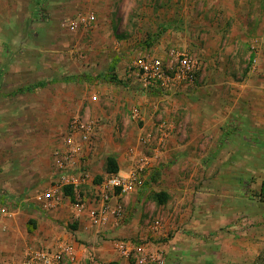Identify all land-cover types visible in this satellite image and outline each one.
Returning a JSON list of instances; mask_svg holds the SVG:
<instances>
[{
  "label": "rangeland",
  "instance_id": "obj_1",
  "mask_svg": "<svg viewBox=\"0 0 264 264\" xmlns=\"http://www.w3.org/2000/svg\"><path fill=\"white\" fill-rule=\"evenodd\" d=\"M78 15L94 16L95 22L71 31L69 21ZM172 49L199 60L197 83L167 93L142 91L132 74L134 61L165 56ZM258 69L259 74L251 73ZM111 77L121 83L109 81ZM39 82L47 85L17 92ZM256 82L260 85L254 86ZM260 106L264 0H3L0 204L27 200V205H13V238L8 232L14 219L0 226L2 262L13 264L19 249L25 258L29 250L68 241L78 244L77 264H107L111 259L126 264H253L264 248V145L229 134L250 131L252 112H260ZM141 108L152 118L150 127ZM176 110L179 126L172 124ZM76 119L97 124L87 158L90 175L78 192L86 202L94 197L93 186L108 174L105 160L116 147L128 154L141 132L161 137L164 126L167 134L158 151L154 142L143 150L153 158L145 186L132 194L135 199L121 202L124 217L116 235L99 245L76 235L84 220L71 209L78 193L73 192V200L66 196V215L58 219L54 209L47 212L32 201L49 188L56 149ZM219 128L222 139L211 142L215 150L204 152L201 142L197 152L188 150L196 140L186 139L185 133L214 134ZM174 138L183 147L168 153L166 144ZM250 146H255L254 153L244 150ZM129 157L130 168L145 162L142 156ZM160 192L169 194L166 204L156 202L154 195ZM35 217L49 224L47 230H38ZM30 220L36 221L33 232L28 230ZM119 242L131 245L129 256L116 249ZM104 245L115 247L109 261L94 250ZM176 248L179 258L170 252Z\"/></svg>",
  "mask_w": 264,
  "mask_h": 264
},
{
  "label": "built area",
  "instance_id": "obj_2",
  "mask_svg": "<svg viewBox=\"0 0 264 264\" xmlns=\"http://www.w3.org/2000/svg\"><path fill=\"white\" fill-rule=\"evenodd\" d=\"M94 22V16L78 15L69 21L68 27L71 31H77ZM200 69L201 63L195 56L175 49L165 56H140L131 68L142 91L162 93L173 92L181 85H194L198 81ZM161 129L163 130L164 126H161ZM162 130L161 137L157 136L160 133H157L156 137L149 131L142 134V147L150 149L155 144L159 149L167 137ZM96 132L95 122H85L81 119L73 122L64 142L56 149L53 180L47 190L36 193L32 198L33 203L50 212L66 199L65 187L71 188L74 193L79 192L90 175L87 158ZM146 169L147 163H144L133 166L127 172L106 174L99 184L93 186L94 197L89 202L81 199L80 192L78 193V198L71 204L73 214L88 220L92 227L97 228L98 236L104 240L106 233L115 230L123 220L124 206L121 199L144 188ZM112 199L116 200L115 205H112ZM11 215V206L0 204V226ZM116 249L127 257L133 248L128 243L119 242ZM22 264H77V247L71 242H62L46 248L32 249L27 252Z\"/></svg>",
  "mask_w": 264,
  "mask_h": 264
},
{
  "label": "crops",
  "instance_id": "obj_3",
  "mask_svg": "<svg viewBox=\"0 0 264 264\" xmlns=\"http://www.w3.org/2000/svg\"><path fill=\"white\" fill-rule=\"evenodd\" d=\"M3 0H0V5H1V2H2ZM15 5V4H14ZM251 73H255V74H259V69L256 71H252ZM252 76L254 77V74H252ZM256 85H254V86H258V85H260V82H256L255 83ZM262 87H263V83H262ZM254 90H257V88L255 89L254 88ZM94 100H97V97H94ZM193 105L194 106H198V104L197 103H193ZM192 108H194V107H192ZM256 110H258V107H256L255 108ZM259 109H260V112H256V113H253L252 112V118H250V122H249V126H250V128H249V130L250 131H247V132H245V133H234V134H229L230 135V138L231 139H235L236 137H245V139H247V138H249L250 140H251V142L253 141V140H260V141H262V143H261V145L263 146L264 145V113H263V111H264V106H260L259 107ZM147 110V108H141V112L143 113V117L144 118H142L143 120H146V122H147V127H150V124L152 123L151 122V120H152V118L149 116V114L147 113V112H145ZM263 110V111H262ZM136 111H138V110H136ZM262 111V112H261ZM176 115H175V121H173L172 120V124H174V125H178L179 126V123L181 122V121H179L180 119H179V116H178V112H177V110H176ZM134 114H137V116L139 117V113L138 112H134ZM259 115V116H258ZM136 116V117H137ZM189 122V120H188V118H187V120H186V122L185 123H188ZM224 123H227V119L225 118V122ZM191 126H194V124L193 125H191ZM209 127V129H210V125L208 126ZM253 128H257V129H259V130H253ZM219 131H215L214 132V134H212V133H208V132H205V131H198V132H194L193 134L192 133H185L184 134V137L187 139L188 138V140H189V138H193V139H195L196 141H194V143L190 146H188V150H191V151H196L197 152V150H198V148H197V144H199L200 142H201V145H199L200 147H204L203 149V151L205 152H208V151H213V150H215L216 149V147H217V145L216 144H211V142H215L216 140L218 141V140H220V139H222V132H220L221 131V129L219 128L218 129ZM141 131H143V129H141ZM145 133V131H143V132H141V134H140V137L138 138V140H137V142H135V146L134 147H132V149L131 150H128V154L126 153V152H122L118 147H116L115 149H114V154H112V155H108V156H113L116 160H117V163H118V165H119V168H120V170H126V168L128 167V166H131V162H130V160L132 159V158H130L129 156H133V158H136V155H138V156H142L144 159H145V162L144 163H147V165H148V163H149V161L150 160H153V158H151V157H149V156H147V154H145L144 152H143V150L145 149L144 147H142V144H141V142H140V139L144 136H142V134H144ZM226 135L227 136H229L228 135V132H226ZM225 139H227V137H225ZM166 140V139H165ZM183 141H185V140H183ZM167 142V141H166ZM166 144V143H165ZM164 144V145H165ZM182 144V142H180V140L179 139H177V138H174V141H173V139L172 140H170V141H168V144H166L167 145V152L168 153H173V151H179V150H181L182 149V147H183V145H181ZM239 146V145H238ZM157 147V146H156ZM212 147V148H211ZM160 148V147H159ZM242 149V147L241 146H239V149H238V151H240ZM250 149V151H248ZM257 149V148H256ZM139 150H141V152H139ZM159 149H157V151H158ZM244 150H247L248 152H250V153H254V151H255V146L253 147V146H250L249 148H245ZM247 152V153H248ZM139 153V154H138ZM130 154V155H129ZM158 155V154H157ZM148 157V158H147ZM263 157H264V155H263ZM106 161V160H105ZM130 167H128V169H129ZM105 173V172H104ZM136 198V196L135 195H129V196H126V197H123L122 199H121V202L122 201H126L127 199H129L130 201L132 200V199H135ZM66 199H67V197H66ZM65 199V200H66ZM24 201H27V200H22V201H20L19 203L18 202H10V201H7V204L9 205V206H11V210L13 209V205H15L16 206V204H18V205H20V207L21 206H24V205H27V204H25V203H27V202H24ZM67 203L65 202V203H61L58 207H56L54 210H53V213L56 215V218L58 219V218H60L61 216H65L66 215V213H64L65 211H64V208L63 207H65V206H67L66 205ZM116 204V200H114V199H112V205H115ZM28 206H31V204L30 205H28ZM17 214V211L15 210L14 211V209H13V211H12V215H11V218L12 219H14L13 218V216L14 215H16ZM38 218L39 217H35V219H37V221H38V226L40 225V228L38 229V230H41V229H44V230H47V228L49 227V224H45V222H44V220H42L43 222H41V220L39 219L38 220ZM85 220V219H84ZM83 220V222L82 223H80L79 224V226H78V230L76 231V235H80L81 237L82 236H84V237H86V238H88L90 241H93L95 244H98L99 245V242H105L104 240H102V238L100 237V236H98V234H97V228H95V227H90V225H89V223H85V221ZM11 221V220H10ZM39 222H41L40 224H39ZM17 223V220H16V218L13 220V222H10V224H9V232H8V235L10 234L12 237H10V238H13L14 237V232L13 233H10V230H11V232L14 230V228L16 227L15 226V224ZM84 227V228H83ZM36 230V229H35ZM45 232V231H44ZM116 231H110V232H108V233H106V235H105V237L106 238H108V236H111V235H116ZM52 236H53V234H52ZM2 238V237H1ZM55 238H59V236L58 237H56V234H55ZM3 239V238H2ZM18 240H19V237H15V242L14 243H18ZM0 241H1V239H0ZM64 242H68V241H64ZM59 243V242H58ZM58 243H56V244H58ZM60 243H62V242H60ZM46 244H51V242L50 241H46ZM72 244H74V246L75 247H77V250H78V244L77 243H75V242H73ZM19 245V244H18ZM53 245H55V243L53 244ZM13 246V245H12ZM52 246V245H51ZM19 247V246H18ZM17 247V248H18ZM112 248H113V250L115 249V247L114 246H111ZM15 248V247H14ZM96 249V251L98 252H100V256L103 258V257H106L105 259H107L108 261L110 260V257H112V251L113 250H111V248L109 247V248H107V246L106 245H104V246H101V247H97V248H94V250ZM11 249L9 250V253H7L8 254V257H9V259H12V257H11ZM22 250H16V253L15 254H13V256L15 257L13 260V264H22V262H23V258H24V255H23V253L21 252ZM3 252V248H1L0 247V254ZM171 253H172V255H174V257H177L178 256V254H177V248L175 249V251H170ZM173 253H175V254H173ZM178 258H179V256H178ZM111 261H117V259H111L110 260V262ZM125 261V260H124ZM120 262L121 264H126V261L125 262ZM8 262V261H7ZM109 263V262H108ZM0 264H7V263H3L2 262V260H1V257H0ZM78 264H80V262H79V260H78Z\"/></svg>",
  "mask_w": 264,
  "mask_h": 264
},
{
  "label": "trees",
  "instance_id": "obj_4",
  "mask_svg": "<svg viewBox=\"0 0 264 264\" xmlns=\"http://www.w3.org/2000/svg\"><path fill=\"white\" fill-rule=\"evenodd\" d=\"M116 68V63H113L111 65V71L114 72ZM108 78V77H107ZM76 79V78H74ZM109 81L111 82H118L121 83V81L119 79H117L116 77H111L109 79ZM47 85V83L45 82H39L37 84H34L32 86H28L22 89L17 90L18 93H23L26 91H32L33 89H38V88H43ZM120 171L119 165L117 163V160L113 157V156H108L106 158V173L108 174H115L118 173ZM64 193L65 195L70 197V200H73L74 198V194L71 188L65 187L64 188ZM261 197L264 198V182L262 183V187H261ZM154 198L156 200V202L160 205L166 204L168 199H169V194L166 192H160V193H156L154 195ZM36 229V221L35 220H30L28 222V230L29 232H33ZM107 264H121L118 261H111ZM253 264H264V248L262 249V251L259 253V255H257L256 259L254 260Z\"/></svg>",
  "mask_w": 264,
  "mask_h": 264
}]
</instances>
